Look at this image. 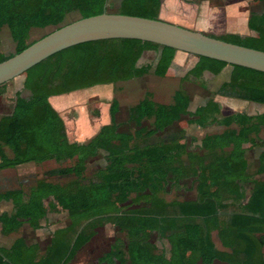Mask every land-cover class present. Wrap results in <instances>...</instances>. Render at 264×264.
I'll use <instances>...</instances> for the list:
<instances>
[{
  "label": "trees",
  "instance_id": "obj_1",
  "mask_svg": "<svg viewBox=\"0 0 264 264\" xmlns=\"http://www.w3.org/2000/svg\"><path fill=\"white\" fill-rule=\"evenodd\" d=\"M106 4L107 0H0V30L7 27L15 44L14 53L0 55V62L35 42L28 43L31 29H57L72 13L79 19L100 15ZM160 4L161 0H121L118 13L155 19ZM247 27L255 37L215 38L264 52V14L250 13ZM148 51L159 55L152 74L165 77L176 51L130 39L79 44L24 74L30 96L17 98L12 111L0 116V171L73 160L71 166L52 172L73 178L64 183L40 179L27 190L19 187L0 192V202H10L13 208L12 214H0V225L7 235L24 224L36 231L47 214L57 209L66 212L69 224L52 232L43 250L40 244H28L22 238L7 248L0 247V264H70L107 224L122 237L113 240L97 264H213L214 260L264 264V182L254 180L256 174H264V137H259L264 112L221 117L214 100L220 95L264 105V73L231 66L229 80L192 112L188 111L190 96L183 88L173 92L169 104L156 103L145 93L128 108L125 124H133L131 131L121 130L124 123L117 121L119 103L113 98L108 124L86 142L69 141L49 98L141 78L152 69L151 65L137 66ZM203 61L202 68H210L213 74L226 65ZM184 116L189 117L187 124L200 129L217 125L224 130L204 135L190 151L149 143ZM145 121L148 126L143 125ZM244 145L263 148L253 175ZM101 152L103 167L87 181L80 178L87 162ZM192 175L196 178L195 199L166 201L162 197L169 179L176 178L172 186L178 187L182 178ZM48 199L53 202L45 206ZM21 208L23 216H18ZM213 234L223 250L216 248ZM155 238L168 243L167 252L156 246Z\"/></svg>",
  "mask_w": 264,
  "mask_h": 264
},
{
  "label": "rangeland",
  "instance_id": "obj_2",
  "mask_svg": "<svg viewBox=\"0 0 264 264\" xmlns=\"http://www.w3.org/2000/svg\"><path fill=\"white\" fill-rule=\"evenodd\" d=\"M121 0H107L108 5L106 7L107 13L119 12ZM79 16L76 13H72L66 16L65 20L60 26L71 23L78 20ZM177 26V25H176ZM56 27H47L44 29H31L29 33L28 43L38 40L39 38L51 33ZM15 44L11 40L9 30L7 27H2L0 30V55L8 56L14 53ZM158 52H146L141 55L137 61V66L151 65L150 72L141 78L132 79L126 82H117L109 85H97L91 88L78 90L69 94L60 96H53L50 103L56 108L64 107L59 110V115L62 118L66 134L71 142H86L91 138L97 130L109 121L108 107L111 100L114 98L119 103V112L117 114V121L124 123L121 127L122 131H131L133 124H125L127 119L128 108L137 104L145 93H150L151 98L156 103L169 104L172 101V95L178 88L183 90L190 96L191 102L188 108L189 112H192L195 107L204 104L210 97L211 93L217 91L220 85L229 80L230 68L222 70L217 76H205L201 80L190 79L186 76L185 81L182 82L178 77L173 74L164 79L156 77L152 74L153 67L158 58ZM210 70V68H208ZM202 71V69H201ZM210 73H212L210 71ZM195 75V74H194ZM189 79V80H187ZM204 85H202V84ZM203 86V87H202ZM30 91L24 85V75L17 77L7 82L2 88H0V116L9 114L12 111V107L17 98H28ZM214 100L218 103L221 110V117L228 116L232 113H245L247 115H256L264 110V105L259 106L252 105L246 101L234 98L215 95ZM188 116H184L176 123L172 128L164 131L152 137L149 143H161L167 150L172 149H187L193 150L198 144L199 140L208 134L220 133L224 130L223 127L217 125L209 126L205 129H200L195 125L187 124ZM109 123V122H108ZM143 125L148 126L149 121H145ZM185 136V139H181ZM260 138L264 137V128L259 134ZM196 140V142H193ZM247 147V158L250 162L251 169H255L258 165L257 157L262 147ZM74 161H65L63 163H55L53 161L45 162L40 165L28 164L13 170H7L0 172V192L22 187L27 190L33 186L37 180L44 179L53 183H64L73 176L59 177L52 172L55 169H62L71 166ZM103 153L101 152L97 157L87 162V168L85 173L80 177L84 180L93 178L95 172L103 167ZM195 177L189 176L188 178H182L179 181L178 187H173L176 178L169 179L168 187L162 197L166 201H183L192 200L196 197V182ZM52 203V199L44 201V205L47 206ZM10 204L7 206H0V210H8L7 213L12 214ZM18 216H23L22 208L17 212ZM48 216V218H47ZM46 219L41 221L42 231L38 232V237L41 249L43 250L49 241L52 232L59 228L66 227L69 224V220L66 212L59 209L49 212ZM114 228L107 224L102 229H99L97 235L92 240L91 244L82 248L77 252L73 260H76L79 254H83L86 264H93L95 255L108 250V246L113 243L116 237H122L115 233ZM23 238L26 242L36 240V236L33 230L26 228ZM213 239L218 248H221L218 239L213 234ZM156 246L161 249L164 248L166 252L169 249L168 243L165 240L154 239ZM39 244V243H38ZM73 262V261H72ZM71 262V263H72ZM213 264H223L218 261H213Z\"/></svg>",
  "mask_w": 264,
  "mask_h": 264
},
{
  "label": "water",
  "instance_id": "obj_3",
  "mask_svg": "<svg viewBox=\"0 0 264 264\" xmlns=\"http://www.w3.org/2000/svg\"><path fill=\"white\" fill-rule=\"evenodd\" d=\"M106 6V5H105ZM130 39L264 73V52L232 44L161 20L107 13L78 19L38 39L0 62V86L24 75L70 47L101 40Z\"/></svg>",
  "mask_w": 264,
  "mask_h": 264
},
{
  "label": "crops",
  "instance_id": "obj_4",
  "mask_svg": "<svg viewBox=\"0 0 264 264\" xmlns=\"http://www.w3.org/2000/svg\"><path fill=\"white\" fill-rule=\"evenodd\" d=\"M107 5L108 2L106 4V7ZM250 13H254L258 15L264 14V0H161L160 7L154 18L156 20H161L212 37L239 36L242 38V37L256 36V33L249 30L247 27V21ZM113 14H119V13L114 12ZM202 67H204L203 58L194 55H189L180 51H176L164 79L168 78L170 74L171 75L173 74V76L178 77V79L181 78L183 79L186 76H188L190 79L192 78L194 80H201L206 75L212 77L217 76L224 69L227 70L228 68H230V72L232 70V67L230 65H225L218 74H213L210 73L209 70H206ZM197 73L199 76H196ZM51 98L52 97H50L49 100H51ZM250 104L259 106L258 110H261L260 107L262 105L255 103H250ZM52 107L57 112H59V110L57 109L64 108L61 106L57 108L55 106ZM263 112L264 110L259 114ZM108 122L105 124H108ZM79 143H83V142H79ZM257 167L258 165L256 166L255 169H251L250 167L251 175L255 174ZM7 170H13V169H5V170H1L0 172H4ZM254 180L257 182H264V174L261 175L256 174L254 176ZM250 188H251L250 186H247L246 190L249 192ZM249 197L250 194L248 193L246 200H248ZM8 204H10L11 206V209L9 210V212H11L12 205L10 202H4V201L0 202V206H7ZM7 211L8 210H0V214ZM26 228H29L28 224H24L18 231L7 235L4 234L3 228L0 225V247L7 248L17 238H23L24 233L20 234V232L22 231L25 232ZM42 230L43 229L41 228L39 230L34 231L36 240L27 243L40 244L41 242L39 241L40 239L37 233ZM91 242L87 244L84 248L86 249V247L90 245ZM216 248L219 250H223L221 248H218L217 246ZM102 254L103 253H101L100 255L97 254L95 255V260L93 261V264H97L96 260ZM85 259H87V256L86 258L83 259V254L81 252V254L77 256L76 260H73V262L70 264H86Z\"/></svg>",
  "mask_w": 264,
  "mask_h": 264
},
{
  "label": "flooded vegetation",
  "instance_id": "obj_5",
  "mask_svg": "<svg viewBox=\"0 0 264 264\" xmlns=\"http://www.w3.org/2000/svg\"><path fill=\"white\" fill-rule=\"evenodd\" d=\"M248 103H252V102H248Z\"/></svg>",
  "mask_w": 264,
  "mask_h": 264
}]
</instances>
